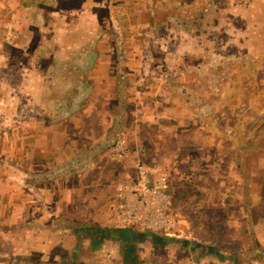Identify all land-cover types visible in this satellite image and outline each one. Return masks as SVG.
Here are the masks:
<instances>
[{"label":"crops","instance_id":"0c3cea01","mask_svg":"<svg viewBox=\"0 0 264 264\" xmlns=\"http://www.w3.org/2000/svg\"><path fill=\"white\" fill-rule=\"evenodd\" d=\"M254 4L240 3L239 13L259 14ZM157 10L167 9L134 7L122 23L114 0H0V264H148L153 247L137 244L140 235L68 223L114 228L116 186L137 180V162L148 165L138 150L152 134L186 155L185 169L197 170L187 187L223 218L190 241L164 239L182 244L160 246V264H264V63L245 60L250 75L237 69L239 85L226 82L220 100L200 103L214 39L179 33L170 51L168 20L151 22ZM119 139L126 157L114 161L108 149ZM78 158L73 176L66 166L77 169ZM202 175L208 184H195ZM235 216L244 221L237 230Z\"/></svg>","mask_w":264,"mask_h":264},{"label":"rangeland","instance_id":"374dc122","mask_svg":"<svg viewBox=\"0 0 264 264\" xmlns=\"http://www.w3.org/2000/svg\"><path fill=\"white\" fill-rule=\"evenodd\" d=\"M176 2L177 0H114V3L119 5L120 11L119 14L114 15H116V18L120 17V21L123 23V21L127 19L128 15H130V13L132 12L131 10H133L134 7L135 9H139L141 6H147V4L148 6H152L155 8L157 7L158 9L160 8V6L166 7L167 10H160V12H158L159 10H157L155 14H151V22H159L163 19L168 20V30L166 31V36L168 37L167 47L168 49H170V51H173L174 48L169 40L178 39L179 33H191L200 38H213L214 44L212 46L213 51L210 54V61L204 64L206 67L203 65V67L201 68L202 78H200L199 82V91H201V93L197 97V100L200 103L212 99L220 100L221 97H223L224 90L222 89L226 82H228L229 85L232 83L239 85L236 79V75L238 73L236 71L237 69L241 68L243 71H245L246 74L250 75L251 69H253L252 67H250L248 64L247 67H241V65L245 64V60L255 61L258 59V61L262 60V62L264 63V0H186V2L184 0L183 3L187 4L184 6L185 10H183L182 13L181 11L177 10L178 3ZM251 2L258 4V7L255 6L254 9L257 7L255 10L258 11L259 14L249 13L247 15L246 13L245 15H241L238 11V5L240 3L248 5ZM194 5L196 8L193 10L192 7ZM261 9L263 10V12L260 13L259 11ZM106 11H103L104 18H106L107 16ZM127 11L131 12L127 14ZM241 17L243 18L241 19ZM249 17H252L253 20H256V18L258 17L259 20L257 27L253 25V28H248L246 20ZM154 26L156 25L154 24ZM262 69L264 70L263 67ZM207 91H211L212 96H209V93ZM190 98L192 99L193 95H190ZM156 128L154 129V133L157 132ZM143 130L144 127H142L141 125H137L138 132ZM168 130V127L159 128V131H161V133L163 131L164 134L169 133ZM154 135L155 134L151 135V140H140L141 147L139 148L138 153L143 156L142 158L143 160H145V162H149L147 163L148 165L150 164L149 166L156 167L158 165V168H161V170L165 171L169 176L173 201V205L169 209V212L171 214L176 213L177 215H179L180 219H182L181 224L183 225V234L179 235L180 237L177 236L171 238L181 239L182 241H184V239H187L188 241L189 239L190 241L192 240V237L194 238L195 236L194 232L196 233L199 231H203L204 233H210L211 230L217 229L218 225L221 226V224H223V218L220 217V209L216 207L211 208L207 204L203 206L204 201L203 203L198 204L196 202L197 197L193 196L196 195V193L198 194V190L193 187H187V185L194 184V180L189 179V176L191 177L192 172L197 173L196 168L192 166L189 168L190 171H187L182 164V158H185L186 155H182V153L178 151L177 153H172L174 152L173 149L176 148V145L170 143V141H157ZM147 146H151V148L154 149L153 151L157 150L156 155L152 151L149 157V152H146ZM110 148L111 146L109 147L108 151L110 150ZM81 160L82 159L78 158L70 163L72 165L77 164V169L66 166V170H69V174H72L73 176L79 175L80 171L83 170L80 168L82 165ZM58 165H62V163H58ZM204 166L205 164L200 165V168ZM67 167H69V169H67ZM180 170L184 171V175H181ZM204 174L206 173L204 172ZM210 174L211 173L206 175L209 177ZM206 175H202L199 181L195 184H208L209 178H207ZM212 176L213 175L211 174V177ZM250 178L253 181V176H247L246 179H248V182ZM183 186H186L184 189H186L187 191L183 190ZM75 191L79 192V197H81V193L84 194V192H81L79 190ZM75 191H73L72 193H74ZM70 193L68 192L69 195ZM202 193L208 194V191H204ZM57 194H59V192H57ZM191 196L192 198H194V200H192ZM72 208L76 212L75 215H79L81 213L79 212V207L73 206ZM100 209H102L101 215L103 217H109L107 214V212L109 213L108 206H105V209L104 206H101ZM214 209L218 210L214 211L215 214L214 217H212V211ZM247 210L252 211L250 208V204L249 206H247ZM241 222L244 223L242 217L239 220V217L235 216V218H233L230 223L233 229L237 230L239 229ZM254 223L256 224V227H258V225H261V222L259 221H255ZM227 224L228 221H226V225ZM108 225L111 224L104 223L103 225L99 226L85 224L79 221H75V223H68V227H71L73 230H75V232L81 231V233H83L85 231L98 228L102 230L114 229L117 232H121V236L124 234L122 233V231L127 232L126 235H131L129 239H134L136 235H140L141 237H143V239H141V241H135L137 244L141 243L140 245H143L144 242L150 241V245L153 247L152 250L146 255L148 264H160V250H162L160 246L169 250V248L174 249L176 246L182 244L164 240L168 237L158 236L161 239H157L158 237L149 238L141 235L146 233L117 228L115 227V225L113 228ZM256 227L253 224H249V228H253V230H255L257 233L258 229L260 228L256 229ZM61 228H63L62 225ZM133 229L136 228L133 227ZM242 244L244 246L250 245V243Z\"/></svg>","mask_w":264,"mask_h":264},{"label":"built area","instance_id":"2783aa9c","mask_svg":"<svg viewBox=\"0 0 264 264\" xmlns=\"http://www.w3.org/2000/svg\"><path fill=\"white\" fill-rule=\"evenodd\" d=\"M109 153L114 161L124 159L125 140H117ZM135 167L137 180L131 184L120 182L116 186L119 205L115 227L168 238L180 237L183 234L182 219L169 212L173 204L168 174L141 162Z\"/></svg>","mask_w":264,"mask_h":264},{"label":"water","instance_id":"95a60500","mask_svg":"<svg viewBox=\"0 0 264 264\" xmlns=\"http://www.w3.org/2000/svg\"><path fill=\"white\" fill-rule=\"evenodd\" d=\"M142 236H146V237H149V238H156L158 236H154V235H150V234H141ZM160 237H158L157 239H159ZM161 239V238H160Z\"/></svg>","mask_w":264,"mask_h":264}]
</instances>
